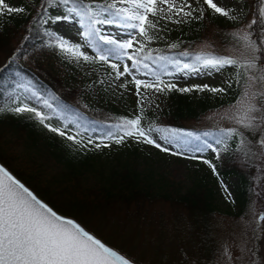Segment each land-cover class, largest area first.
<instances>
[{"label":"trees","instance_id":"16d2710c","mask_svg":"<svg viewBox=\"0 0 264 264\" xmlns=\"http://www.w3.org/2000/svg\"><path fill=\"white\" fill-rule=\"evenodd\" d=\"M6 2L24 11L0 15V160L55 208L58 205L54 200H62L64 197L65 205L60 207L63 211L83 219L89 229L96 234H104H98L101 238L144 264H220L216 263L215 257L206 254L211 248L215 256L218 254V249H213V240L218 234L217 227L222 226L220 215L230 216L235 221L247 217L252 211L251 203L255 200L258 226L252 231L244 264H264V220L260 219L264 215V149L258 143L264 138V133L260 128L232 126L239 129L243 136H230L217 145L215 139L220 137V130L228 128L187 127L185 121L199 118V107H211V104L203 97L197 104L188 92L180 91L171 94L173 103L164 111V115L153 116V123L148 124L182 130L172 140L183 152H194L195 147L204 140L213 144L218 158L214 164L219 177L232 175L237 178L234 197L227 206L217 199L216 191L205 180L208 173L183 184L158 171L153 161L141 157L138 147L133 148L127 143L120 151L114 152L96 148L98 142L93 137L95 134L100 137L118 123L121 117L132 118L134 115L128 114V110L123 111L117 104L94 102L85 95L86 88L66 83L51 63H48L49 67L45 66L47 61L57 58L61 51L57 41V37L61 36L48 28L46 20L50 16L60 15L59 11H52L56 5L67 10L68 15L69 8L82 12L87 6L99 12L97 19L104 20L109 17L108 12L102 11L107 4L93 0ZM241 2L249 6V13L253 15V21H256H252L250 32L256 49V65L258 68L264 67V16L259 11L264 0ZM75 13L83 26V34L88 17ZM200 18L195 25L188 26L193 33L185 38L191 44L197 38L196 32L199 34L196 30L206 28L207 23L225 29L221 18L206 13ZM99 24L103 23L95 24V27L98 28ZM219 37L223 42L231 41L220 34ZM94 43L101 47H111L103 45L99 40ZM175 45V48L159 43L145 46L138 56L151 57L143 62L150 69L161 73V78L177 72L175 64L159 61L161 56L179 60L181 67L187 63L196 68L201 67L196 61L197 55L225 56L213 50L201 53L184 49L181 40ZM92 48L96 52V48ZM181 53L187 55L182 56ZM94 63L101 65L106 62L95 56ZM145 71L140 69V72ZM238 81L239 89L244 81ZM44 100L52 107H46ZM22 103L48 116L45 124L51 122L55 127H62L67 123L68 134L79 132L77 139H82L84 144H76L50 131L32 113H16L11 110ZM222 103L231 104L229 99L222 100ZM163 117L168 118L169 122L154 123ZM188 132L200 139L186 138L184 133ZM205 133L208 135L205 136ZM89 139H92V144H88ZM185 139L190 142L185 143ZM16 152L20 159L13 157ZM14 160H21L19 170L12 166L11 161ZM214 176L218 177L216 174ZM173 226L181 232L196 235L199 249L195 253L186 249L183 253L176 251L171 255H161L160 244L167 239ZM185 240L178 243V249L194 246ZM149 248H152V253H148ZM146 254L150 259L144 258Z\"/></svg>","mask_w":264,"mask_h":264},{"label":"snow or ice","instance_id":"6c2138e0","mask_svg":"<svg viewBox=\"0 0 264 264\" xmlns=\"http://www.w3.org/2000/svg\"><path fill=\"white\" fill-rule=\"evenodd\" d=\"M117 3H124L129 6L117 7ZM165 5L167 6L166 8L164 7ZM205 6L211 12L228 19H236L232 15V9L222 6V0H202V4L201 0H191V2L190 0H114L113 3L106 5L102 9V11L109 13V17L104 20L97 19L99 12L92 11L87 6L82 12L75 8L72 11L78 12L82 17H88L83 36L90 46L96 48V56L100 61L110 62L112 59L119 61L126 58L132 62L131 68L125 63L123 71L119 70L120 65L118 63H112L111 67L116 70V79L125 74L132 76L137 97L141 96V87L146 90L154 89L155 92H165L173 89L180 92H191L195 89L197 91L207 90L213 93H222L225 91L224 88L210 87L207 84L184 88H177L176 84L170 82L166 84L161 79V73L150 69L149 65L143 62L144 59H150L151 57L140 58L138 56V53L144 51L145 46L143 44H140L135 51H127L133 48L136 35L129 32L130 39L120 40L112 35H101L100 30L95 27V24L104 23L117 24L118 27L123 29H138V35L145 40L151 41L155 37L150 34V30L157 28L159 19L182 23L184 21L178 18L181 15L186 19L200 18L205 12ZM23 11V8L10 6L6 0H0V15ZM259 11L264 16V7H261ZM149 13L153 17H157V21L154 22L149 19ZM195 13H199V17L195 16ZM63 19H68V17ZM255 22L254 20L253 23ZM241 38L249 40L247 35ZM96 40H99L103 45L111 47H101L94 43ZM57 41L60 49L67 55L77 60L80 58L85 61L93 59V57L86 55L85 52L80 50L81 45L72 44L62 37H57ZM136 42L139 43V41ZM176 46L175 44L170 45L173 48ZM255 50L253 49V51ZM181 55H187V53H181ZM158 59L169 64H175L177 71H183L184 69H190L193 72L197 71L195 65L184 63L181 67L179 60L163 56ZM256 59V57L251 59L245 57L242 62L226 55L200 54L196 56L197 63L205 69L219 71L226 66H235L238 69L236 76L238 80H244L245 90L237 101L240 105V111L239 115L235 117L236 122L245 129L256 127L260 128V131L264 133V127H261L264 125V90H255L252 83L255 82L261 89H264V67L257 69L259 72L258 76L248 75L251 70L257 68ZM141 68L146 70L145 75H152L155 79L152 81L141 80L136 75H133V69L139 72ZM239 70H242L243 76ZM126 86L123 83L120 85V87ZM250 89L251 91H249ZM257 100H260L261 103L257 104ZM43 103L48 108L52 107L47 100H44ZM137 105L140 107V114L134 115L132 118L121 117L118 123L101 134L100 143L95 145L96 148L101 146L108 147L107 144H104V140L120 144L127 138H132L139 143L153 145L164 152L170 151V148L165 145H171L173 142L172 138L180 134L182 130L161 128L153 125L144 126L142 124L144 119L143 101L138 99ZM11 110L16 113H32L34 118L38 119L41 124H45V121L49 119L42 111L24 103ZM257 113L259 115H255ZM45 127L76 144H84L82 139H77L80 136L79 132L68 134L67 123L62 127H55L49 122L45 124ZM207 135L208 133H205V136ZM233 135L243 136V133L237 128L221 129L220 137L215 139V143L219 145ZM184 136L196 140L200 139V137L191 132L184 133ZM189 142V139H185V143ZM241 142L243 143V141ZM92 143V139H89L88 144ZM258 143L264 149V138H261ZM209 150L215 151L213 144L204 140L195 147L191 158L203 159V157L197 156L196 153H204ZM173 154L182 155L183 153ZM203 163L207 164L213 173L219 177L217 167L211 160L203 159ZM221 183L224 191L227 192V185L223 181ZM260 219L264 220V215H261ZM0 264H135V261L107 246L79 223L58 214L16 179L5 167L0 166Z\"/></svg>","mask_w":264,"mask_h":264},{"label":"rangeland","instance_id":"374dc122","mask_svg":"<svg viewBox=\"0 0 264 264\" xmlns=\"http://www.w3.org/2000/svg\"><path fill=\"white\" fill-rule=\"evenodd\" d=\"M93 1H102L107 5L114 2V0ZM128 6L129 5L124 3H117V7ZM193 6L195 7V5ZM222 6L232 9V15H234L236 19H228L222 15L211 12V10H208L205 6L204 14L206 13L212 17L221 18V22L225 25V29L218 27L216 28L213 24L207 23L208 26H206V28L196 30L199 32V34L196 32L195 37L197 36V38L193 39V44H191V42L185 38L186 36H192L191 33H193L191 29H188V26L195 25V23L201 18L186 19L181 15L178 18L184 21L182 23H175L174 21L159 19L157 28L150 30V34L155 37L151 41L145 40L142 36L138 35V29H123L115 24L99 25L98 29L104 35H112L113 37L120 40L130 39L131 37L128 35V33L132 32L133 35H136V41H139V43L134 41L133 48L128 49L129 52L135 51L137 48H139L140 44H143L147 47L154 46L156 43L170 46L171 44H175L181 40L185 45L184 49L188 48L190 51L194 52L204 53L207 50H213L217 53L221 52L226 56L239 59L242 62L245 57L248 59L255 57L256 53L253 51L255 48L252 43L250 32L253 15L249 13V6L243 4L241 0H222ZM164 7L166 8L167 6L165 5ZM262 7H264V4ZM52 11L54 13L55 11H59L60 15L50 16L47 18L46 25L48 28L53 33L63 37L64 40L69 41L72 44L81 45L80 50L85 52L86 55L93 57V59L90 61H85L83 58L77 60L61 50L60 55L54 60L52 59L51 61H47L45 66L49 67L48 63H51L53 68L59 71L66 83H69L71 86L86 88L85 95L96 103L117 104L118 107L123 111L128 110V114L139 115L140 107L137 105V100L141 99L143 101L144 109V119L142 120V124L144 126H148V124L153 123V116L164 115V111L170 108L173 103L171 94L178 90L173 89L165 92H155L154 89L146 90L141 87V96L137 97L135 85L132 82V76L125 74L119 79H116V70L111 67L112 63H118L120 65L119 70L123 71V65L127 63L131 68L132 62L125 58L119 61L112 59L110 62L102 63L101 65L95 64L94 60L96 52L85 41V38L82 34L83 27L77 18V13L72 11V8H69L68 15L67 10H63L59 5H56ZM148 15L149 19L153 20L154 22L157 21V17H153L151 13ZM194 15L199 17V13H195ZM64 17H68V19H63ZM174 19L176 18L174 17ZM218 33L224 38H230L229 34L233 37L230 38L231 41L223 42V39L219 37ZM244 35H247L249 40L242 39L241 37ZM249 41H251V43H249ZM49 42L52 43V40H49ZM259 68L257 66V68L255 70H251L248 75L258 76L259 72L257 69ZM237 71L238 69L235 66H226L219 71L198 67L197 71L195 72L191 71L190 69H184L183 71H177V74L175 75H167L165 78H162V80H164L166 84L169 82L176 84L177 88L207 84L210 87L225 89V91L222 93H213L207 90L197 91L195 89L191 92H188L197 104H199L201 97H203L211 104V107H199L197 111L199 118L185 121L184 124L187 127L190 126L195 129H200V127H241L236 122L235 117L239 115L240 105L237 103V101L240 99L245 87L243 82V85L238 89L239 81L236 76ZM132 72L133 75H136V77L141 80L152 81L155 79L153 76L145 75L140 71L137 72L135 69H133ZM122 83L126 84L127 86L120 87ZM252 83L254 84L255 90H263L258 84H255V82ZM249 91H251V89ZM237 93H239V96L236 98ZM224 99H229L231 104H223L222 100ZM256 103L260 104L261 101L257 100ZM255 115L259 114L257 113ZM164 117L160 121L157 120L154 123H168L169 119ZM166 128L171 129L169 126ZM93 137L98 143H100V137L97 134H95ZM127 143L133 148L138 147L141 157L153 161L158 171L164 173L167 177L178 182H183V184H187L192 180H197L198 178L202 177L204 173H208L207 177H205V180L210 184L213 190L216 191V197L220 202L225 203V206H227L229 201H231V199L234 197V187L237 178L232 175L228 177H215L211 168L207 164L203 163V159H208L215 163L218 159L216 151L209 150L204 153H196L197 156H201L203 159H192L191 157L193 152L181 151V149H178V146L174 142H172L171 145H165L170 148V151L164 152L155 148L153 145L139 143L132 138H127L123 143L120 144H117L114 141L104 140V144H107L108 147L101 146V148L104 151L105 149L113 150V152L120 151V149ZM173 153L183 154L174 155ZM13 157L20 159L17 152L13 154ZM20 161L14 160L11 161V164L13 167L19 170V168H21ZM221 181L227 185V192L224 191ZM43 192L46 191L43 189ZM63 200L64 197L62 200L60 198L54 200V203H56L59 207H56V209L60 210L62 213L65 212L61 209L65 205ZM256 208V201L253 200L250 206V209L252 210L250 215H247V217L244 218H239L237 221H235L236 219H233L230 216L220 215L223 219L222 226L220 225L217 227L218 234H216L213 240V249L215 251L217 248L218 254L215 256L216 253L213 254L210 251L212 248L206 252V254L208 253L212 257H215L214 259L216 263L244 264L246 262L247 251L253 235L252 231L256 226H258V214ZM77 218L80 219L79 217ZM82 222L84 223V221ZM171 230L172 231L168 235L167 239L163 240V242L160 244V252L162 256L171 255V253L176 251L183 253V250L186 249H189L195 253V251L199 249L197 240L198 238L195 234L190 232H181L180 230L175 229L174 226L171 227ZM98 234L103 233L100 232ZM188 235H192L194 238L191 239ZM184 240L189 242L190 245L193 244L194 246L188 248L190 247L188 245L184 247V249H178V243ZM151 249L152 248L148 249V253H152ZM147 254L144 255V258H149ZM211 256H209V258H211ZM135 261L139 264H144L137 260Z\"/></svg>","mask_w":264,"mask_h":264},{"label":"water","instance_id":"95a60500","mask_svg":"<svg viewBox=\"0 0 264 264\" xmlns=\"http://www.w3.org/2000/svg\"><path fill=\"white\" fill-rule=\"evenodd\" d=\"M0 166L5 167L16 179H18L21 183H23L26 187H28L30 189V191H32L39 199H41L43 202H45L46 204H48L49 207L53 208L54 211H56L58 214L72 219L75 222L79 223L82 227H84L87 231H89L91 234L95 235L97 238H99L102 242H104L107 246L112 247L114 250H117L118 252L124 254L125 256H127L123 251L117 249L116 247H114L113 245H111L110 243L106 242L104 239H102L99 235L95 234L93 231H91L90 229L86 228L79 220L74 219L66 214H63L62 212H60L58 209L52 207V205L43 197H40L39 194L33 189L30 188L21 178H19L10 168H7V166H5V164L0 160ZM129 257V256H127ZM130 258V257H129ZM132 259V258H131ZM133 261H135L134 259H132ZM135 264H139L138 262L135 261Z\"/></svg>","mask_w":264,"mask_h":264},{"label":"bare ground","instance_id":"6f19581e","mask_svg":"<svg viewBox=\"0 0 264 264\" xmlns=\"http://www.w3.org/2000/svg\"><path fill=\"white\" fill-rule=\"evenodd\" d=\"M53 124V123H52ZM6 166V165H5ZM7 168H9V167H7ZM11 169V168H10ZM12 170V169H11ZM13 171V170H12ZM14 172V171H13ZM15 173V172H14ZM16 174V173H15ZM20 178V177H19ZM22 179V178H21ZM23 180V179H22ZM24 181V180H23ZM25 182V181H24ZM26 183V182H25ZM27 184V183H26ZM28 185V184H27ZM29 186V185H28ZM30 188H32L31 186H29ZM34 189V188H33ZM35 190V189H34ZM36 191V190H35ZM52 207H54V206H52ZM55 208V207H54ZM60 211V210H59ZM61 212V211H60ZM63 214H66L65 212L63 213ZM66 215H68V216H70V217H72V218H74V219H77V220H79L83 225H84V223L82 222L83 221V219H78L76 216H73V215H70V214H66ZM86 228H88L87 227V225H84ZM89 229V228H88ZM91 230V229H90ZM92 231V230H91ZM106 241V240H105ZM189 248V247H188ZM193 249V248H192ZM120 250V249H119ZM189 249H187V251H188ZM183 251H186V250H183ZM191 251V250H190ZM189 253V252H188ZM190 256V255H189Z\"/></svg>","mask_w":264,"mask_h":264}]
</instances>
